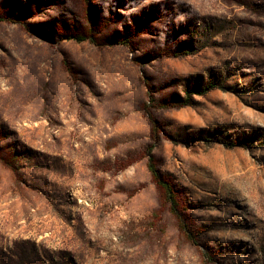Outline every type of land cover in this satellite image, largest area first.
Here are the masks:
<instances>
[{
    "label": "rangeland",
    "instance_id": "rangeland-1",
    "mask_svg": "<svg viewBox=\"0 0 264 264\" xmlns=\"http://www.w3.org/2000/svg\"><path fill=\"white\" fill-rule=\"evenodd\" d=\"M0 264H264V0H0Z\"/></svg>",
    "mask_w": 264,
    "mask_h": 264
},
{
    "label": "trees",
    "instance_id": "trees-1",
    "mask_svg": "<svg viewBox=\"0 0 264 264\" xmlns=\"http://www.w3.org/2000/svg\"><path fill=\"white\" fill-rule=\"evenodd\" d=\"M83 40V39H82ZM214 85H208L206 88H205V92L207 91H210L212 89H214ZM204 93H201L200 95H203L205 94ZM190 103L188 100H181L179 99L176 103H175V106L176 107H186V106H189ZM148 167H149V170L150 172L152 173V176L155 178V180L157 181L158 185L162 188H164L166 190V193H167V200L169 201V203L172 205V207L174 208V211H175V207H176V204H175V200H174V197L172 195V191L170 190L169 186L162 180V177L161 175L158 173V171L154 168L152 162L150 161V163L148 164Z\"/></svg>",
    "mask_w": 264,
    "mask_h": 264
}]
</instances>
